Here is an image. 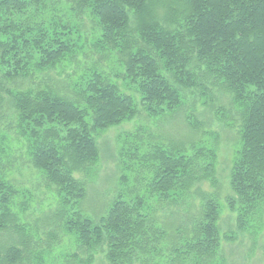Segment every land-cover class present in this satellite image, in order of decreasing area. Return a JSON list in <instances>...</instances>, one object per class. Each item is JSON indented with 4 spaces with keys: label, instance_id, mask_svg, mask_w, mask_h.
<instances>
[{
    "label": "trees",
    "instance_id": "1",
    "mask_svg": "<svg viewBox=\"0 0 264 264\" xmlns=\"http://www.w3.org/2000/svg\"><path fill=\"white\" fill-rule=\"evenodd\" d=\"M66 4L0 0V102L6 94L32 167L57 195L54 208L29 221V192L15 203L19 186L0 160V264H39L65 235L74 247L63 264H95L98 255L103 264L251 261L264 239V0ZM84 18L99 32L89 43L115 55L125 88L98 66L72 89L58 86L53 73L74 62L87 39ZM224 95L230 108L222 115L234 121L238 141L223 198L217 135L199 143L139 127L122 139L132 183L93 218L84 213L86 180L76 173L98 162V130L140 110L173 116L187 99L210 106ZM183 119L200 131L193 112ZM223 206L234 231L231 223L221 228Z\"/></svg>",
    "mask_w": 264,
    "mask_h": 264
},
{
    "label": "rangeland",
    "instance_id": "2",
    "mask_svg": "<svg viewBox=\"0 0 264 264\" xmlns=\"http://www.w3.org/2000/svg\"><path fill=\"white\" fill-rule=\"evenodd\" d=\"M60 4L67 9L66 0H60ZM83 21L84 24L81 31L87 34V39L83 43L82 51L78 54L75 61L67 63L64 69L55 70L53 73L59 79L58 86L61 89H67V86L69 89H72L76 83H79L84 78V74L88 69L98 66L105 74L117 81L121 87H124L122 78L115 76L122 71V67L116 61L115 55L113 53H103L102 55L95 46H91L89 42L99 32L96 30V25L92 26L91 21L85 18ZM128 91L133 90L130 89ZM134 94L137 97V94ZM194 99H187L183 107L184 111L180 110L176 114H173V116L167 115L149 118L143 110H140L139 114L129 121H122L120 125L110 126L107 129L96 132L97 144L100 148V158L95 166L88 169L86 174L81 176L80 173H76V177L78 176L86 180L87 192L81 203L87 216L93 218L98 213V208L101 209L102 205L108 204L113 196L132 183L130 176L132 173L126 167L131 165V163L124 156L125 150L122 139L124 135L132 133L139 127L142 129L145 127L147 134H161L168 138H182L185 140L192 139L199 143H212L214 134L217 135L215 140H217V174L221 186L220 197L223 198L229 192L228 173L232 164L231 161L235 155L238 139L234 121L231 124L228 121L229 116L226 115L227 113L222 115V113L228 111L230 108L228 98L224 95L222 98H219L220 101H217L218 99L213 100L210 106L203 105L200 98ZM9 103L8 96L6 94L3 95L0 102V160L5 165L9 164L8 176L13 178L14 182L19 186L20 192L15 203H18L25 196L21 192L25 194H27V191L29 192L31 200L28 202L30 209L27 217L31 221L42 214L46 208H54L57 195L54 193L53 188L46 186L39 171L32 167L25 146L26 142L16 132L13 108L11 107V103ZM191 111L194 113L198 124L200 123L201 125L200 131L193 130L183 119L184 112L188 114V112L192 113ZM122 174L128 175L127 178L131 180L128 183L126 181L123 182L120 179ZM202 186L210 190V187L206 183ZM222 202L223 200L221 199ZM163 209L158 207V210L161 212ZM227 211L228 209L223 206L220 218L222 223L221 228L224 231L227 225L231 223L229 227L234 231L233 219ZM259 241L260 246L251 261L247 259L243 260V258L239 259L238 257L239 261L236 264H264V252L263 247H261L264 239L261 238ZM73 243V238L65 235L62 244L57 246L52 253L43 255L39 264H63V259L74 247ZM96 259L95 264H103L100 255Z\"/></svg>",
    "mask_w": 264,
    "mask_h": 264
}]
</instances>
